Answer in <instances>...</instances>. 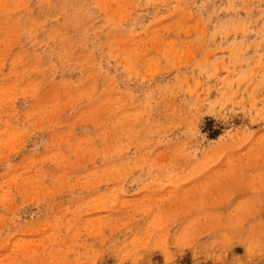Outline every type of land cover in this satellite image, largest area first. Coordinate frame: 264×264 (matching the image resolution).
<instances>
[{"label":"rangeland","instance_id":"obj_1","mask_svg":"<svg viewBox=\"0 0 264 264\" xmlns=\"http://www.w3.org/2000/svg\"><path fill=\"white\" fill-rule=\"evenodd\" d=\"M0 264H264V0H0Z\"/></svg>","mask_w":264,"mask_h":264}]
</instances>
